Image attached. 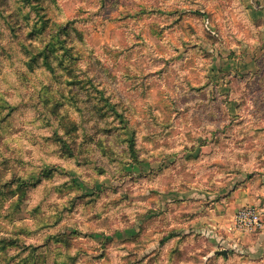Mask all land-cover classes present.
I'll return each instance as SVG.
<instances>
[{"label":"rangeland","instance_id":"obj_1","mask_svg":"<svg viewBox=\"0 0 264 264\" xmlns=\"http://www.w3.org/2000/svg\"><path fill=\"white\" fill-rule=\"evenodd\" d=\"M244 6L0 0V264H264L175 238L232 175L264 174Z\"/></svg>","mask_w":264,"mask_h":264},{"label":"crops","instance_id":"obj_2","mask_svg":"<svg viewBox=\"0 0 264 264\" xmlns=\"http://www.w3.org/2000/svg\"><path fill=\"white\" fill-rule=\"evenodd\" d=\"M242 2L247 5L244 7L245 10L247 9L245 13L248 22H254L252 19H261L264 24V0H245V2L242 0ZM260 33L263 37L258 44L261 48L263 45L264 48V25L260 28L259 36ZM219 35L221 34L219 33ZM229 185L234 187L233 191L229 196L223 197ZM229 185L216 193L217 195L222 193L219 200H211V203L206 205L201 201L198 206L196 204L190 206L194 213L193 217L191 214V219L183 221V227L176 232L175 238L180 239L181 236L186 238L191 232L198 231L202 237L207 238L208 243L224 246L222 249L227 250L228 253L232 251L248 252L249 255L251 254L250 258H256L255 256L258 254H260L258 259L262 258L264 230L244 234L236 231L232 222L234 214L245 206H256L264 216V174L250 176L249 172L243 171L232 175ZM198 197L201 200L204 195ZM216 250L213 248L212 252L215 253Z\"/></svg>","mask_w":264,"mask_h":264},{"label":"built area","instance_id":"obj_3","mask_svg":"<svg viewBox=\"0 0 264 264\" xmlns=\"http://www.w3.org/2000/svg\"><path fill=\"white\" fill-rule=\"evenodd\" d=\"M233 228L244 234H252L264 230L262 212L256 206H245L233 217Z\"/></svg>","mask_w":264,"mask_h":264},{"label":"trees","instance_id":"obj_4","mask_svg":"<svg viewBox=\"0 0 264 264\" xmlns=\"http://www.w3.org/2000/svg\"><path fill=\"white\" fill-rule=\"evenodd\" d=\"M49 50H48V48H43L40 52H39V55L38 56H40L41 58H42V64L50 71V72H52L53 71V68H52V64H51V61L49 60V57H48V55H49ZM37 57H34V56H32L31 57V59H30V61L31 62H36L37 61V59H36Z\"/></svg>","mask_w":264,"mask_h":264},{"label":"water","instance_id":"obj_5","mask_svg":"<svg viewBox=\"0 0 264 264\" xmlns=\"http://www.w3.org/2000/svg\"><path fill=\"white\" fill-rule=\"evenodd\" d=\"M216 254L217 255H222V256L226 257L227 254H228V252L226 250H221V251H217Z\"/></svg>","mask_w":264,"mask_h":264}]
</instances>
